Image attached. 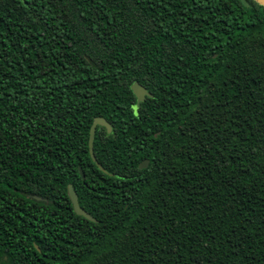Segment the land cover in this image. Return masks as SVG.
Masks as SVG:
<instances>
[{"label":"trees","instance_id":"16d2710c","mask_svg":"<svg viewBox=\"0 0 264 264\" xmlns=\"http://www.w3.org/2000/svg\"><path fill=\"white\" fill-rule=\"evenodd\" d=\"M1 162L42 201L0 264H264V7L0 0Z\"/></svg>","mask_w":264,"mask_h":264},{"label":"flooded vegetation","instance_id":"af4514ba","mask_svg":"<svg viewBox=\"0 0 264 264\" xmlns=\"http://www.w3.org/2000/svg\"><path fill=\"white\" fill-rule=\"evenodd\" d=\"M1 164L4 166H0V245L13 246L21 243V196L36 203L42 199L21 191V168H12L9 162Z\"/></svg>","mask_w":264,"mask_h":264},{"label":"water","instance_id":"95a60500","mask_svg":"<svg viewBox=\"0 0 264 264\" xmlns=\"http://www.w3.org/2000/svg\"><path fill=\"white\" fill-rule=\"evenodd\" d=\"M254 1L256 3H258L259 5L264 7V0H254ZM132 91L136 97L137 103L144 101L145 97L150 96V94L146 91V89L143 88L142 86L138 85L137 83L133 84ZM97 126L106 128L108 133L111 132V127L105 119L97 117L93 120V122L90 126V129H89L88 149H89L90 157H91L92 161L101 170H103L102 167L100 166V164L97 163L95 156H94V153H93V142H94L95 131H96ZM148 163H149L148 160L143 161L142 163L139 164V169L146 168L148 166ZM79 173H80L81 177L84 178V175H83L80 168H79ZM67 196L69 198V201L71 202L72 209L77 216H81V217H84L85 219H87L91 222H95V219L89 213L84 211L79 206L78 197H77V194L74 191L72 185L67 186Z\"/></svg>","mask_w":264,"mask_h":264}]
</instances>
